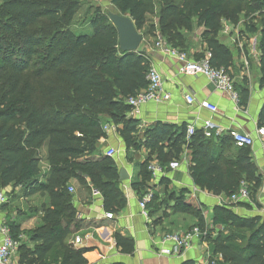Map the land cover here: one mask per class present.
<instances>
[{"label":"trees","instance_id":"16d2710c","mask_svg":"<svg viewBox=\"0 0 264 264\" xmlns=\"http://www.w3.org/2000/svg\"><path fill=\"white\" fill-rule=\"evenodd\" d=\"M110 3L117 12L130 17L138 33L154 13L151 0ZM82 6L81 0H1L0 190L20 188L24 197H48L40 227L21 231L17 222L9 218L4 221L13 239L24 237L16 264H89L86 255L91 250L67 243L69 235L82 225L73 210L75 195L85 194L90 204L93 192L99 193L105 213L115 214L125 205L116 164L98 152L96 145L106 139L103 126L112 124L127 150L139 149V122L128 116L126 99L147 88L150 61L144 52L119 50L118 35L108 13L96 10L83 18L80 27L75 26ZM224 13L230 22L242 14L250 21L262 17L260 29L252 24L244 26L247 34L258 36L254 49L259 56V86L264 87V0H184L181 4L160 0L158 24L180 25L190 32L196 20L207 37L211 68L223 70L231 78L233 54L217 40ZM148 33L153 35L154 30ZM167 44L180 50L173 42ZM242 85L237 95L239 104L245 105L249 99L246 78ZM41 100L48 106L40 104ZM257 127L264 128V105ZM158 128L163 129L156 127V134L163 135ZM185 132L186 127L167 146L175 156L180 154L178 147ZM188 142L194 186L230 198L245 182L254 200L262 182L251 149L237 148L232 158L224 157L200 134L194 133ZM165 148H157L160 166L166 158ZM43 149L47 166L44 175L40 167ZM143 169V178L150 179L145 166ZM71 187L75 194L69 193ZM134 187L141 189L142 184ZM185 194L182 191L176 198L174 213L197 215L200 205L194 198H185ZM158 202V195L152 192L146 209L151 212ZM211 222L213 227L224 229L212 236L202 222L195 226L205 234L202 239L208 245V264H264L263 218H242L225 205H217L212 209ZM114 240L121 255H133L132 239L115 234ZM29 243L34 246L29 248Z\"/></svg>","mask_w":264,"mask_h":264},{"label":"crops","instance_id":"0c3cea01","mask_svg":"<svg viewBox=\"0 0 264 264\" xmlns=\"http://www.w3.org/2000/svg\"><path fill=\"white\" fill-rule=\"evenodd\" d=\"M218 35V42L228 48L231 53L232 47L237 50L238 57H233L234 68L231 70V81L234 91L238 94L240 88L243 87L242 80L247 79L249 99L245 105L239 103L236 105L228 94L216 91L213 85L203 77L178 74V63L162 57L155 50L144 45L140 50L138 48V51L144 52L149 58L150 67L156 69L162 77L163 89L169 94L170 99L163 104L144 106L141 108L139 116L134 118L139 122L137 127L138 150H127L116 131L117 129L107 132L106 139L96 145L100 153L105 154L108 150L117 152L111 159L116 164L118 171L124 169L127 172L128 179L120 182L119 185L125 205L119 212L113 214L114 218L112 220L104 218L105 212L103 211L102 196L100 194L95 197L92 195L90 204L86 203L83 197L85 194L75 195L74 197L73 210L75 211V218L82 222V225L69 235L67 243L72 244L75 238H80L81 244L75 246V248L91 250L86 255L89 264H182L186 261L208 264L210 257L208 245L202 238H194L191 250L183 252L180 257H160L156 250V243L163 235L170 234V230L176 228H171L172 223H169V226L165 224L154 225L151 219L153 210L149 212L146 209V215L141 213L138 202L140 196L148 191L158 195V207L154 208L157 212L160 211L162 197L167 191L178 193L175 198H178L180 192L185 191V198H194L199 205L208 204L207 201L211 198L213 201L209 209L210 218L206 220L208 223L205 224L204 229L212 236L224 229L219 226L213 227L211 222L213 207L221 203L228 205V209L239 217H261L264 219V147L261 146L260 140L255 136V131L258 128V116L264 105V87L259 86V56L252 46L254 39L249 49L242 45L237 38H232L231 42H228L225 38L220 42ZM255 54L257 58L254 63L250 60V56ZM189 57L200 59V56ZM186 95H191L194 98L193 105L186 104ZM202 102H208L215 106L217 112L211 113L202 109L200 107ZM205 122H211L215 125L210 138L204 137L203 125ZM188 125H192L195 128V133L200 134L203 140L211 142L224 157L232 156L233 158L234 153L237 151L229 137V131H238L254 139V146L251 148L253 162L262 182L254 200L249 196V201L246 203H231L227 197L221 194H218V198H213L211 195L214 193L194 186L189 173L191 151L188 149L189 138L187 139L186 132L178 147L179 155L175 156L172 149L167 147L171 146L174 140L181 136L182 129ZM158 126L163 128H158L162 130L163 135L156 134L155 130ZM160 146H166L164 149L166 158L161 166L163 173L156 176L149 173L150 179H144V166L146 167L151 162L159 164L156 157L157 148ZM228 146H231L230 151H228ZM137 184H142V188H135L134 185ZM173 201L175 202L176 199H173ZM41 217L42 213L32 218H24L25 220L21 223L18 222L21 231L34 230L40 227ZM7 218H9V213L0 204V224L4 223ZM10 220L15 222L14 217ZM99 221L101 222L99 226L91 225ZM174 233L180 234L178 232ZM115 234L133 240V255L126 256L119 253L115 245ZM33 246L31 243L28 244L29 248Z\"/></svg>","mask_w":264,"mask_h":264},{"label":"built area","instance_id":"2783aa9c","mask_svg":"<svg viewBox=\"0 0 264 264\" xmlns=\"http://www.w3.org/2000/svg\"><path fill=\"white\" fill-rule=\"evenodd\" d=\"M255 41L252 46H255ZM154 49L162 57L170 59L178 63V74L183 76H200L205 78L210 84L213 85L216 91L226 93L231 97V100L238 105L239 97L234 91L233 83L230 76L223 70H216L211 68L209 60L211 58L209 52L202 54V58L194 59L189 57L187 53H184L176 48L171 47L161 39L155 42ZM147 88L144 91L137 93L136 95L126 99V104L130 108L128 114L131 118H136L140 114L141 108L148 104H163L170 99L163 89V80L156 69L150 67L147 75ZM194 98L191 95L185 96V102L191 106L194 104ZM200 107L211 113H216L217 108L208 102L200 103ZM204 137L210 138L211 132L215 129V125L211 122H205L204 125ZM105 133L116 130L117 128L112 124H106L103 126ZM195 133V128L192 125L186 126L187 139ZM229 137L238 149L249 148L254 146V139L244 133L238 131H229ZM255 136L260 140V144L264 147V128H257ZM117 152L114 150H108L104 155L113 158ZM146 170L152 176L163 173L161 166L156 162L148 163ZM69 193L73 194L74 191L69 189ZM249 187L245 182H241L239 189L230 197L228 201L231 203H246L249 201ZM94 197L99 195L97 192H93ZM152 192L148 191L138 202L139 209L142 214H145L146 204L151 200ZM6 202L5 195L0 193V204ZM224 203V202H223ZM224 205V204H220ZM104 218L106 220H112L114 215L111 213H105ZM205 234L197 227L192 228L186 234L170 233L163 235L156 243V250L160 257L171 258L173 256L180 257L183 252L191 250L193 247L192 240L194 238H202ZM24 241L23 236H19L17 239H13L10 234V230L4 223L0 224V264H16L17 251L20 246V242ZM74 246L81 244L80 238H75ZM217 264V263H210Z\"/></svg>","mask_w":264,"mask_h":264},{"label":"rangeland","instance_id":"374dc122","mask_svg":"<svg viewBox=\"0 0 264 264\" xmlns=\"http://www.w3.org/2000/svg\"><path fill=\"white\" fill-rule=\"evenodd\" d=\"M81 1L83 2V6L78 15L76 16L74 22V25L77 27H80L82 25V22H84L83 18L90 17L96 10H98L102 14H107L109 12H117L116 9H114V7L111 5L110 0ZM151 1L154 5V13L148 16L146 28L139 32V34H141L143 37V42L141 43L139 50L142 48L143 45L151 48L152 50H155V42L158 39H161L165 43H168L169 41L173 42L180 50L186 52L189 56H202V53L206 52L207 37L204 36L203 29L198 25L196 20L193 21L190 32H186L185 29L180 25L174 27L167 23L166 26L160 27L158 24V11L160 8V0ZM183 1L184 0H174V2L177 4H181ZM226 16L227 15L225 13L220 16V24L222 30L218 35V37L220 38L219 41L221 42L222 39L226 38L228 42H231L232 38H237L239 41H241L242 45H245L246 48L250 49V44L252 40L254 39L256 42L258 36H252L247 34L244 25L252 24L256 26V28L260 29L262 25V17H255L254 21H250L244 19L242 14L238 16L235 21L230 22L229 20H227ZM152 29L154 30V33L153 35H149L148 32L152 31ZM51 33L52 31H50V34ZM176 35H179L180 39L175 38ZM232 54L234 58L238 57L237 50L235 49V47H232ZM256 58V54L250 56V60L254 63L256 61ZM232 73H234V71H232ZM66 93L68 92L66 91ZM40 104L48 106V103L44 100H41ZM40 154L42 159L40 165L41 174L44 175L47 172L46 162L44 161L45 150L43 149ZM70 189H72L74 191L73 194H75V188L71 187ZM251 190L253 191V188H251ZM0 193H3L5 195L6 202L2 204V206L9 213V219H12V217H14L15 222L17 223L23 222L25 220L24 218H32L34 216L39 215L48 204V197L46 195L24 197L25 193L20 188L7 187L1 189ZM176 194L178 193H171L170 191H167L165 193V195L162 197L163 201L160 205V211L157 212L156 209H153V212H151L152 223L154 225L165 224L167 226H169V223H172V225L170 224L172 226L171 228L176 229H171L170 233L178 232L180 234L188 233L192 228L197 226L199 222H202L205 226V224L208 223L206 220L210 218L209 209L213 200L210 198L207 201L208 204L206 203L205 205H200L199 210H197V215H178L177 213H174V211H172V207L170 208V206H174L173 199H176ZM211 196L214 198L217 197L218 194H212ZM225 206L229 207L228 205ZM226 232L227 231L225 230L224 233Z\"/></svg>","mask_w":264,"mask_h":264},{"label":"water","instance_id":"95a60500","mask_svg":"<svg viewBox=\"0 0 264 264\" xmlns=\"http://www.w3.org/2000/svg\"><path fill=\"white\" fill-rule=\"evenodd\" d=\"M109 22L115 28L118 35V48L124 53H135L138 51L143 37L139 34L134 26V23L128 15H122L119 12L107 14ZM128 174L124 169L119 170V182L126 181Z\"/></svg>","mask_w":264,"mask_h":264}]
</instances>
